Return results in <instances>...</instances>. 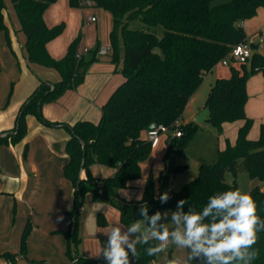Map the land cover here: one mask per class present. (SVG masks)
I'll return each instance as SVG.
<instances>
[{
	"label": "trees",
	"instance_id": "trees-1",
	"mask_svg": "<svg viewBox=\"0 0 264 264\" xmlns=\"http://www.w3.org/2000/svg\"><path fill=\"white\" fill-rule=\"evenodd\" d=\"M56 1L12 0L26 36L28 63L56 70L60 80L55 84L41 80L21 105L13 129L0 132L5 133L0 135V144L23 139L27 133L28 114L35 115L47 125L64 127L70 133L66 147L69 161L64 166V173L75 187V203L69 212L73 227L67 232L75 251L72 264H111L106 243L99 260H90L78 253L82 242L78 217L87 191H91L94 200L116 208L120 221L130 230L144 220L154 233L167 230L162 218V211L166 208L177 210L183 218L200 215V223L206 226L222 220L223 215L216 209L207 216L204 211L212 198L228 191L239 192L236 176L240 171L264 181V123H260L258 137L249 138L255 120L245 111L249 77L258 72L264 74V54L255 49L248 62L238 63V67L231 64V76L218 78L206 101V107L211 110L209 122L218 130L226 122L242 121L235 142L227 140L226 146L219 150L216 162L202 164L196 178L161 199L174 175L185 169L186 165L180 164L178 157L200 128L194 120L181 121L190 99L200 88L205 73L219 64L235 44L247 39L242 22L256 16L258 9L264 8V0H71L74 7L101 6L110 12L113 61L119 62L120 49L123 48L121 72L125 78L103 105L98 122L86 119L74 124L49 121L42 108L45 103L58 99L68 89H75L84 82L87 71L96 60L97 49L91 58L85 54L77 58L83 36L80 30L62 58L51 55L47 44L66 28L64 21L53 26H48L45 21V11ZM4 8V0H0V29L7 32ZM159 29H163L162 35L158 34ZM1 69L0 62V75ZM160 123L181 129L183 135L167 141L162 158L164 168L158 175L159 190L155 189V178L150 169L141 199L122 200L118 190L128 188L131 181L142 177V164L153 151L145 133ZM27 150L26 146L24 156ZM96 164L112 167L115 172L108 177L95 176L92 166ZM82 171L86 172L85 178L81 177ZM228 171L233 173L232 182L226 180ZM247 195L255 203L256 243L242 249V257H235L228 264H264V190L256 184ZM98 224H108L104 214L98 216ZM30 227L28 222L22 235V251ZM157 238L153 235L122 243L127 264L154 262ZM2 256L16 264L15 254L5 252ZM202 262L224 264L223 261L210 260L205 253ZM188 264H194L191 256Z\"/></svg>",
	"mask_w": 264,
	"mask_h": 264
},
{
	"label": "crops",
	"instance_id": "crops-1",
	"mask_svg": "<svg viewBox=\"0 0 264 264\" xmlns=\"http://www.w3.org/2000/svg\"><path fill=\"white\" fill-rule=\"evenodd\" d=\"M4 3V22L8 31L0 29L2 67L0 75V132L13 129L21 105L38 87L41 80L50 84H55L60 80V74L56 70L28 63L25 51L26 36L21 28L16 10L13 3L12 6L5 0ZM79 8L72 6L71 0H57L45 11L44 18L48 26L62 21L66 23L63 33L47 44L49 52L57 59L66 54L69 43L79 34L80 30H83L87 24L99 21L96 16L97 19L94 22H88L89 17L85 18V15L78 16ZM255 20L257 25L263 23L262 27L259 26L260 28L247 33L249 36L264 28L263 7L258 9L256 16L244 20L242 26L246 27ZM82 32L80 44L89 48L85 53L86 57L91 49L98 44L96 60L91 64L84 82L79 87L68 89L58 99L43 105V115L49 121L74 124L78 120L87 119L98 122L101 118L103 105L125 80L121 72L124 52L119 62L115 63L113 55L107 56L108 49L105 53L99 52L100 48L104 47H100L99 44L100 37H102L100 31H93V34L92 31ZM104 35H106L105 41L111 46L110 31ZM259 51L264 53V45L259 48ZM247 92L249 98L245 105V111L248 117L255 120L251 130L255 129L259 135L260 123H264V74L262 72L254 74L248 80ZM195 96L193 95L190 99L185 110L191 114L190 117L194 121L198 113L206 107L205 104L195 110L192 105ZM26 119L27 133L23 139L16 143L0 144V264H11L9 258L2 256L5 252L16 255V264L23 262L25 264H42L44 262L72 264V256L75 251L67 232L73 227L69 219V212L75 203V187L64 173V166L69 161L66 147L70 133L64 127L43 123L33 114H28ZM241 124L242 121H236L226 122L222 125V129L218 130V137H216L219 150L226 146L227 140L235 142ZM231 130L232 137L229 138L228 132ZM0 135H5V133ZM211 135L215 141L214 135ZM258 135L256 134L255 137L249 135V138L254 139ZM168 139L163 136L156 148L163 140L167 145ZM26 146L28 150L24 156ZM100 166L102 165H93L92 169ZM163 168V159L161 164H157L153 159L150 169L153 170L156 191L160 186L158 175ZM100 170L102 171V169ZM114 172L115 169L104 174L111 176ZM81 177H86L85 171L81 172ZM134 181L129 183L128 188L118 190L122 200L138 201L141 199L143 190L134 195L133 189L136 188ZM110 206L116 212L118 223H120V225L116 223L117 228L119 231L124 230L122 236H127V240L139 237V233L131 231L120 221L118 210L112 205ZM81 209L78 222L82 242L78 253L87 259L99 260L103 244L106 243L111 250L110 238L105 231L87 232L86 221L82 223L83 225L81 224ZM107 221L106 226H99L108 228L110 221L108 219ZM28 222L31 227L26 237L25 250L22 251V235ZM141 235L152 237L153 231ZM166 242L168 243L167 240ZM155 261L151 264H155Z\"/></svg>",
	"mask_w": 264,
	"mask_h": 264
},
{
	"label": "rangeland",
	"instance_id": "rangeland-1",
	"mask_svg": "<svg viewBox=\"0 0 264 264\" xmlns=\"http://www.w3.org/2000/svg\"><path fill=\"white\" fill-rule=\"evenodd\" d=\"M6 3L12 6V0H5ZM85 18L96 16L99 18L97 23H90L82 31H100L102 37H100V47H107L108 52L107 56L113 55L112 47L105 41L104 34L107 31H110L112 27V16L109 11H107L104 7L101 6H86L84 8L78 9V16H84ZM259 19V18H258ZM263 24V23H262ZM257 25L256 20L251 22L246 27H243L246 34L251 33L253 30L257 29L259 26ZM260 28V27H259ZM71 31V30H70ZM159 35L163 34V29H159ZM98 48V44L95 45L91 49L88 54V58H91L93 52ZM123 48L120 49V57H123ZM122 53V54H121ZM264 54V53H263ZM104 57V56H102ZM235 66H239L237 62H234ZM248 67L250 68V64L248 63ZM256 74V73H255ZM254 74H251L249 79ZM231 76V65L224 66L221 63L217 64L212 70L205 73L202 84L198 91L196 92V96L192 105L195 107V110L201 108L206 104V101L209 97V93L211 91L212 86L215 84L218 78H228ZM186 112V111H185ZM191 114L184 113L182 120L185 122L192 121L190 117ZM181 120V121H182ZM199 130L191 137L187 146L185 147L184 152L181 156L178 157V162L180 164L186 165L185 169L176 173L170 182L169 189L166 194L171 195L173 192L179 191L186 183L190 182L194 178H196L199 174V170L202 164H212L218 159L219 146L216 137H218V128L214 126L211 122L206 121L204 123L199 124ZM257 131L251 130L249 135L251 137H255ZM215 137V141L212 139V135ZM248 135V137H249ZM229 138L232 137V130L228 132ZM258 137V136H257ZM163 139V137H162ZM215 142V145L213 143ZM167 145L165 140L162 141L159 147L154 148L151 156L148 160L143 163V173L140 179L134 181V185L136 188L133 189L134 195L143 190V186L145 184V179L149 173L150 166L153 162V159L156 160L157 164L162 163V155L165 153ZM97 167V166H96ZM93 168L92 172L95 176L108 177L110 175H105L104 173L112 171L114 168L108 166H100L99 168ZM102 169V171L100 170ZM234 179L233 173L228 171L226 173V180L228 182H232ZM236 180L239 187V192L241 194H248V192L252 189V187L256 184H259L261 188L264 189V181L251 178L250 174L246 171H240ZM261 181V182H260ZM118 196L120 197L119 193ZM110 204L107 202L97 201L93 199V195L91 191H87L84 196V202L81 209L80 220L81 224L86 221L87 232H95V231H105L108 234V237L111 240V234L114 229L117 228L118 218L116 216V212L110 208ZM100 214H104L105 217L110 221V225L108 228H102L98 224V216ZM179 217V222H177L174 218ZM163 222L167 231L169 232V236L167 238V242L161 241L157 238V248L160 250L157 251V258L155 264H188V260L190 256L194 260V264H203V254L204 252H196L194 251L193 245L180 244L175 240L174 235L175 232H180L183 234L186 231V222L182 215L174 209L166 208L162 212ZM120 225V223H118ZM139 224V228L134 231L139 233L140 235L143 233L151 232V228H149L144 220H140L135 225ZM83 225V224H82ZM81 225V226H82ZM85 225V224H84ZM124 231V230H122ZM122 231H120V235L122 236ZM22 264H25L24 262Z\"/></svg>",
	"mask_w": 264,
	"mask_h": 264
},
{
	"label": "clouds",
	"instance_id": "clouds-1",
	"mask_svg": "<svg viewBox=\"0 0 264 264\" xmlns=\"http://www.w3.org/2000/svg\"><path fill=\"white\" fill-rule=\"evenodd\" d=\"M167 194L161 199H166ZM183 203V202H181ZM212 209H216L223 215L219 222L206 226L200 223V215H186V231L181 234L175 232V240L180 244L193 245L194 251L204 252L210 260L223 261L228 264L229 260L235 257H242V249H247L256 243L255 225L257 216L255 215L254 200L247 194L238 191H228L218 197L211 199L210 204L204 211L207 216ZM157 217L153 218V223ZM179 222V217L174 218ZM139 224L134 225L131 231H136ZM154 236L161 241H166L169 232H154ZM127 236H121L119 229H114L111 234V250L107 253L111 264H127L126 251L122 243L127 242ZM206 245V246H205ZM132 247V245H129ZM157 248L155 251H159ZM231 253V255H225Z\"/></svg>",
	"mask_w": 264,
	"mask_h": 264
},
{
	"label": "built area",
	"instance_id": "built-area-1",
	"mask_svg": "<svg viewBox=\"0 0 264 264\" xmlns=\"http://www.w3.org/2000/svg\"><path fill=\"white\" fill-rule=\"evenodd\" d=\"M87 4L91 5L90 1H87ZM95 16H91L88 18V22H94L96 21ZM264 45V28L261 30L255 32L252 35H248L247 39L245 41H241L237 44H235L230 52L221 59L219 63H221L224 66H229L234 62L237 63H243L248 62L250 58L252 57V54L255 49H258ZM89 48L86 46L79 45L78 52H77V58H81L86 52H88ZM100 53L107 52L106 47H101L99 50ZM182 130L176 127H169L163 123L153 125L150 127L146 133H145V139L151 142L152 148H156V146L159 144L163 136H166L167 138H174V137H180L182 136ZM145 238L144 235H140L136 239ZM166 242V241H164ZM42 264H49L47 262H44Z\"/></svg>",
	"mask_w": 264,
	"mask_h": 264
},
{
	"label": "water",
	"instance_id": "water-1",
	"mask_svg": "<svg viewBox=\"0 0 264 264\" xmlns=\"http://www.w3.org/2000/svg\"><path fill=\"white\" fill-rule=\"evenodd\" d=\"M211 119V110L209 107H205L198 115L195 117V121L199 124L209 121Z\"/></svg>",
	"mask_w": 264,
	"mask_h": 264
}]
</instances>
